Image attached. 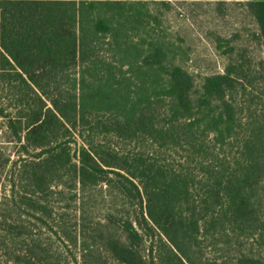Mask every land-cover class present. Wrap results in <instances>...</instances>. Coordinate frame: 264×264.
<instances>
[{
    "label": "trees",
    "instance_id": "obj_1",
    "mask_svg": "<svg viewBox=\"0 0 264 264\" xmlns=\"http://www.w3.org/2000/svg\"><path fill=\"white\" fill-rule=\"evenodd\" d=\"M241 3L264 50V0ZM173 9L0 0V116L18 147L13 161L0 145V264H264V59L218 37L224 71L198 83L162 38ZM103 187L135 214L88 222ZM59 188L68 253L41 234ZM218 247L224 260L205 256Z\"/></svg>",
    "mask_w": 264,
    "mask_h": 264
},
{
    "label": "rangeland",
    "instance_id": "obj_2",
    "mask_svg": "<svg viewBox=\"0 0 264 264\" xmlns=\"http://www.w3.org/2000/svg\"><path fill=\"white\" fill-rule=\"evenodd\" d=\"M173 5V11L165 13L163 26L161 28L162 38L166 40L172 52L177 56V61L185 67L200 83L205 76L217 74L224 71L227 63L223 55L224 47L219 48L218 37H238L234 41L239 47L244 60L257 64L264 59V50L259 46L253 34L257 33L254 19L249 15L246 8L242 6V0H168ZM219 4H222L220 6ZM256 88H260L258 84ZM2 106L3 101L0 97ZM5 121L0 116V145L16 160L18 156L17 145L8 143L5 135ZM74 149L76 148L73 147ZM13 167L7 169V173L0 182L2 195L11 196L10 172ZM4 186H6L4 190ZM62 188L55 189L54 196L50 197V208L54 215V230L45 229L41 232L43 238L53 243L58 252L68 253V248L60 239L61 235L56 226L63 218L68 220L72 214L66 212L67 200H61L58 196ZM106 188L95 190L86 205L88 222H101L105 212L110 208L123 210L125 213L135 214L134 209L129 206L121 207L122 201L109 197ZM56 194V195H55ZM67 199V198H66ZM93 206V207H91ZM123 208V209H122ZM27 218V217H25ZM35 222V221H34ZM56 222V223H55ZM36 230V229H35ZM36 234L39 233L37 229ZM58 234H57V233ZM205 256L210 259L224 260L222 248L204 250Z\"/></svg>",
    "mask_w": 264,
    "mask_h": 264
}]
</instances>
